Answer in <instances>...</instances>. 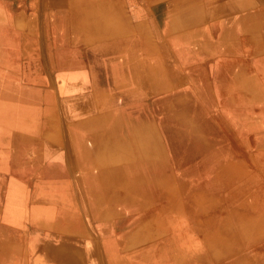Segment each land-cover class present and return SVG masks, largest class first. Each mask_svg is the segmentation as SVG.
Masks as SVG:
<instances>
[{
	"label": "bare ground",
	"instance_id": "bare-ground-1",
	"mask_svg": "<svg viewBox=\"0 0 264 264\" xmlns=\"http://www.w3.org/2000/svg\"><path fill=\"white\" fill-rule=\"evenodd\" d=\"M48 1L45 36L29 43L23 37L14 42L4 32L8 18L0 9V64L9 73L6 80L0 76L3 163L8 144L24 138L29 118L40 116L42 122L44 114L41 126L56 127L55 111L61 109L81 167L82 186L70 196L44 195L45 203L58 201L64 214L45 205L29 211L30 221L46 229L42 244L33 242L36 264H84L86 257L92 264H264V185L257 184V173H249V166L251 171L264 167V58L253 70L241 58L264 52V0H217L218 7L207 14L218 35L209 51L211 45L195 48L194 40H185L190 33L179 34V40L168 35L190 20L200 0H128L134 14L149 21L137 25L140 31L149 40L155 35L167 61L180 71L179 77L157 80L140 49L137 54L122 49L129 37L122 36L126 27L109 18L110 0ZM70 34L74 45L66 43ZM81 43L89 48L79 50ZM50 55L60 57L56 67ZM134 59L137 63L129 66ZM88 65L102 74L95 83L115 87L117 96L105 97L106 104L72 84L84 71L90 73ZM141 74L151 79L145 93L132 81ZM15 91L30 93L38 105L44 98L45 112ZM109 106L116 110L108 111ZM18 144L15 148L23 150ZM235 149L239 162L225 158ZM46 151L53 153L54 147ZM72 180L61 183H78ZM248 188L257 193L253 203L240 194ZM40 195L35 192L31 203ZM133 220L140 223L125 225Z\"/></svg>",
	"mask_w": 264,
	"mask_h": 264
},
{
	"label": "rangeland",
	"instance_id": "rangeland-1",
	"mask_svg": "<svg viewBox=\"0 0 264 264\" xmlns=\"http://www.w3.org/2000/svg\"><path fill=\"white\" fill-rule=\"evenodd\" d=\"M36 1L38 2L37 3L38 6L36 8H33L31 4L36 3ZM163 1H165L168 4L172 0H163ZM19 6L22 7L24 10L18 11L17 7ZM51 6L52 5L49 3L48 0H15V2H10V4H8V8H9L8 11L13 16L14 18L13 20L15 22L10 21V26L8 29L9 32H7L6 30L7 26L4 28V32L13 35L14 42L17 43L21 41L20 38L22 37L26 39L25 41L28 40L29 43L31 42V39H35V37L38 38L39 35H41L40 37H42L43 40V36H45V31H46V23L48 22L49 24L50 22L47 17L49 16L50 12L48 11L50 10ZM54 6L58 7L57 4H55ZM197 7H198L197 12L194 13V15L190 18L189 21L186 20L185 23L179 24L176 18L173 19L172 21H174V23L176 24L178 23L179 25L170 28V33L168 35L175 36L176 34V36H178L179 34H182L184 32L185 34L190 33L191 36H184L185 40H194V45H197L195 46V48L198 46H203L205 44L211 45L209 46V48L205 49L209 51L210 49H212V47L216 46L218 35L212 29V25H211L212 21L210 20V17L207 14L209 13L208 11L211 10L212 8L218 7L217 0L214 2L209 0H200L197 3ZM108 11H112V13L108 12V16L110 19L116 20V22L114 21V23L126 27L122 30V36L129 37L128 39L129 42H125L123 45L122 44L119 45H122V49L124 48V50L130 54L132 53L137 54V52L140 49V56L141 58H143V61H145L144 63L145 64L148 63L151 64V66H153V69L156 72L155 73L156 80L160 78H164L166 76L168 77L169 76L171 77L172 75H175L176 77L180 76V71H178V68L174 65H171V63L167 61L163 47L162 45L159 44V41L157 40L158 38H156L155 35L152 34L150 35V40H149L147 33L146 32L143 33L140 31L137 25H139L140 23H143L144 25H148L149 21L148 19H146L145 16L137 17L134 14L130 2L128 0H110ZM16 12H22V13H16ZM195 15L196 17H194ZM111 21L113 22V20ZM145 30H149V29L145 28ZM165 36L166 34L162 35V37ZM68 37L70 41L69 43L68 42L66 43L68 45H74V42H72L74 39L72 35L70 34ZM179 39L180 37L178 36L177 40ZM135 40H136V44H135ZM195 41L198 43L196 44ZM148 42H151V45ZM148 44L149 46L155 45V47H152L153 51L152 50L147 51L145 49ZM84 48H89V46H87L85 43H81L79 50H84ZM155 48L156 50H154ZM173 52L176 53L175 51ZM148 54L153 58L151 62H146V60H148L147 57ZM242 55L243 56L241 58L245 60V62L247 63V67L250 66L252 70H253L252 66L256 62L260 61V58H264V52L261 51L259 52L255 51L252 54H247V56L244 54ZM72 57H73L72 59L85 63L78 54H73ZM50 59L52 60L53 65L56 67L57 62L60 60V57L56 55H50ZM209 62H207V64ZM134 63H137L135 59L133 61L130 60L128 61L129 66L133 65ZM86 67L85 70L88 69L90 73L91 72L94 73L86 74V71H84L85 75L77 76L75 80L72 81V84L74 86H77L81 89L80 90L81 93L84 92L89 93L88 95L89 98L90 96H93V99H95L94 97L95 95L105 104L108 102L107 101L108 99L105 97L117 96L115 95L117 93L114 92L115 89H113L115 87H113L112 85H109L104 81H102L101 85H99L98 83H95L93 81L95 79H97V81L95 80L96 82L102 80V74L98 73L94 67H93L94 68L93 71H91V66L88 65ZM31 70H33L34 72L38 71L37 69L34 68ZM0 73H1L0 76L3 77L1 79L5 78L6 80L9 73L7 72L6 67L1 64H0ZM254 75H258V74L255 72ZM143 76L144 75L141 74L139 77H134L132 80L133 83L136 82L137 90L141 91V93H145L147 91V87L149 86L148 84L145 85V82L147 83L148 80H151L148 78L144 79ZM182 84H186V83H182ZM177 88L182 89L181 87H177ZM14 93L22 94L23 96L29 98L31 97L30 101H34V104L37 108L40 105L41 110L44 108L42 112H45V108L47 107L46 105L47 101L44 98L40 100L38 105L30 93L22 92V91H15ZM137 96L140 97V94H137ZM152 98L154 99L155 95L152 94ZM107 110L115 111L116 109L115 106H109L107 107ZM55 114L56 116L57 115L59 116L58 118L54 116L56 127L41 126L47 120L44 114H42L43 115L42 122L40 116L29 118L26 122L28 125L26 127L29 128H27L25 133L23 134L24 138L23 139L16 138L15 140H13V144L11 143L8 144V147L6 149V153H7L6 159H8V161H6V165L2 161L4 160L2 159L3 156H0V181L5 182L4 185L3 184L1 185L2 188L0 189L1 190L0 215H3V217L6 216L10 217L12 215L21 216L22 219L30 221V219L28 218V214L31 208H36V206L42 207V205L49 206L50 208H55L56 210L62 208L61 210H59L60 211L59 214H64L65 213V211H63L64 207H61L58 201L49 200L47 203H45L44 195L50 196L51 194H55V195L63 194L65 196H70L72 194L71 192H73V190L77 188V185L82 186V183L79 179V172L81 170V167H77L76 164V161L79 159V156L75 153V149L73 148V146H71L70 144L71 140H69L66 130V126L69 125V122L66 123L61 120L62 117L61 109L60 110L57 109V112L55 111ZM60 130H62L63 135L61 134ZM57 133H59V136H55ZM248 139L249 138L247 137V140ZM17 144L19 147L22 146L23 150L18 151L15 148ZM235 144L237 143L233 139H231L230 145L235 146ZM52 146L54 147V151L53 153L48 154L46 150L47 148L49 149ZM233 152L234 153L231 156L230 155L227 156L225 154V158L228 159L229 161L235 160L236 162H239V160L237 159L240 158L241 153L237 152L236 149ZM47 156L48 159H43V157H47ZM10 160H11V164H10ZM134 160L135 158L131 157V161L134 162ZM247 160L244 162L247 166H249ZM169 163L170 161L168 159L163 161L165 167L168 166ZM45 164H47L48 167H46V171H43L41 170V168ZM249 169H250V171L248 170L249 173L253 172L254 174L257 173L259 175L257 184L264 185V167L258 166L252 169L251 171V167L249 166ZM49 170L55 174H50V172H48ZM68 179H73V180L76 179L78 183L77 184L73 183L72 185L66 187L63 186L61 181L64 180L68 181ZM38 181H41V183H38ZM35 192H38L41 195L39 196L37 201L31 203L32 202L31 197H33V194H35ZM240 194L242 196H246L247 201H250L252 203L257 199L254 198L257 196L256 191L250 188L247 189V192H241ZM235 198H239V196L235 195ZM81 202L83 205H86V203H84L83 201ZM248 205L250 206V203H248ZM262 207H264V205H262ZM147 210L149 209H145L140 213H145L147 212ZM145 217L148 216L147 215L141 216V218H145ZM115 219L118 218L114 217L112 220ZM30 222L31 224L33 223L32 221ZM133 223L134 224L140 223V220L126 221L125 225L133 224ZM33 224H34V229L30 231V233L34 232L33 233L34 241L32 240V242L29 243V247H31V244L33 242L41 243L42 239L46 237V234L44 233L46 229L39 228L36 223ZM155 232H157L156 229H153V233ZM142 255H145L144 252H140L138 254V256H142ZM4 256L5 254L2 252V256H0L1 257L0 264L4 263V259H3ZM34 259L35 257H33V259H30L29 257V259H27L28 264H36V261ZM84 259H85L84 264H92L91 261H89L90 257H88V259L87 257Z\"/></svg>",
	"mask_w": 264,
	"mask_h": 264
},
{
	"label": "crops",
	"instance_id": "crops-1",
	"mask_svg": "<svg viewBox=\"0 0 264 264\" xmlns=\"http://www.w3.org/2000/svg\"><path fill=\"white\" fill-rule=\"evenodd\" d=\"M10 2H15V0H0V9L5 12L4 14L8 18L7 32H9L10 21L14 19L8 11V4H10ZM33 229L34 224H31L28 220L22 219L21 216L3 217V215H0V251L4 254H8V259L3 264H28L27 259H29V257L30 259L35 257L38 250L33 249V243L31 244L32 248L29 247V243L34 237V232L30 233ZM190 235L192 236V234ZM194 238L196 240L200 239L197 237Z\"/></svg>",
	"mask_w": 264,
	"mask_h": 264
}]
</instances>
